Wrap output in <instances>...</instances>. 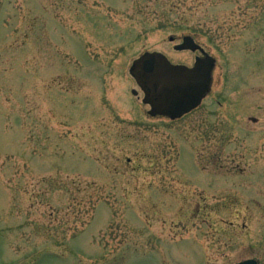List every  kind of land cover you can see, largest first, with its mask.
Listing matches in <instances>:
<instances>
[{
	"label": "rangeland",
	"instance_id": "1",
	"mask_svg": "<svg viewBox=\"0 0 264 264\" xmlns=\"http://www.w3.org/2000/svg\"><path fill=\"white\" fill-rule=\"evenodd\" d=\"M191 34L182 119L129 69ZM138 95H133L132 90ZM264 264V0H0V264Z\"/></svg>",
	"mask_w": 264,
	"mask_h": 264
},
{
	"label": "water",
	"instance_id": "2",
	"mask_svg": "<svg viewBox=\"0 0 264 264\" xmlns=\"http://www.w3.org/2000/svg\"><path fill=\"white\" fill-rule=\"evenodd\" d=\"M200 48L191 37L176 49ZM216 59L208 54L198 58L193 68L170 63L159 52H146L130 67V74L144 92L145 104L151 116L164 115L171 119L182 117L200 105L210 92ZM237 264H258L248 259Z\"/></svg>",
	"mask_w": 264,
	"mask_h": 264
},
{
	"label": "flooded vegetation",
	"instance_id": "3",
	"mask_svg": "<svg viewBox=\"0 0 264 264\" xmlns=\"http://www.w3.org/2000/svg\"><path fill=\"white\" fill-rule=\"evenodd\" d=\"M186 37H191V38H193L194 39V43H196V44H199L200 46H201V49L203 50L204 49V51H202L201 49H196V50H192L191 48H189V49H176V48H178L180 45H182L183 44V42H184V38H186ZM169 41L170 42H176V44H174V49H175V51H179V52H181V51H186V52H189V53H193L194 54V60L192 61V62H190V63H182V62H173V61H171L173 64H178V65H185V66H187V67H189V68H192V67H194V65H195V62H196V60L198 59V58H200V57H203L204 56V53L205 52H207L206 50H205V48L197 41V38L195 37V36H193V35H191V34H185V35H181V36H170L169 37ZM133 91V90H132ZM134 95V94H133ZM136 95H138L137 93H136ZM143 98H144V94H143ZM203 102V101H202ZM201 104H203V103H201ZM201 104L199 105V107H197L195 110H193V111H191L190 113H188V114H191L192 112H194V111H196L198 108H200V106H201ZM148 114H149V112H148ZM187 114V115H188ZM149 116H150V114H149ZM184 116H186V115H184ZM183 116V117H184ZM151 118H164V119H169L170 121H176V120H179V119H182L183 117H181V118H179V119H174V120H171L170 118H168V117H166V116H150Z\"/></svg>",
	"mask_w": 264,
	"mask_h": 264
}]
</instances>
